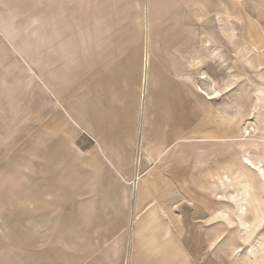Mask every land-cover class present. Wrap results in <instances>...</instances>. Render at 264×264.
<instances>
[{
    "label": "rangeland",
    "instance_id": "1",
    "mask_svg": "<svg viewBox=\"0 0 264 264\" xmlns=\"http://www.w3.org/2000/svg\"><path fill=\"white\" fill-rule=\"evenodd\" d=\"M145 50L218 95L133 194L136 147L75 135L74 95ZM263 171L264 0H0V264H264Z\"/></svg>",
    "mask_w": 264,
    "mask_h": 264
},
{
    "label": "crops",
    "instance_id": "2",
    "mask_svg": "<svg viewBox=\"0 0 264 264\" xmlns=\"http://www.w3.org/2000/svg\"><path fill=\"white\" fill-rule=\"evenodd\" d=\"M125 59V55L112 58L99 71L96 80L91 79L88 85L84 81L79 83L77 88L80 91L74 95L73 123L75 135H86L102 152L114 149L131 151L136 147L133 183L135 174L137 178L135 188H131L135 191L139 182L138 167L143 144L154 143L161 138H165L164 142L167 143L178 141L182 134L195 126V96L198 100L209 98L195 92L182 80L184 77L169 71L161 54L153 55L148 62V52L145 50L144 59L148 68L140 77L139 71L127 70ZM139 78H142V83ZM160 128L163 129L162 133ZM68 146L71 149V143ZM137 198H141V195L138 194ZM41 221L32 217L27 222L30 223L31 239L35 242L43 236L40 232Z\"/></svg>",
    "mask_w": 264,
    "mask_h": 264
},
{
    "label": "bare ground",
    "instance_id": "3",
    "mask_svg": "<svg viewBox=\"0 0 264 264\" xmlns=\"http://www.w3.org/2000/svg\"><path fill=\"white\" fill-rule=\"evenodd\" d=\"M144 63H145V65H146V59H144ZM205 91V90H204ZM208 93V91L206 92V94ZM218 95V93L216 92V91H213V92H211V93H209L208 95H207V98H209V99H211V98H214V97H216ZM139 155V154H138ZM247 160L248 161H250L248 158H247ZM246 161V160H245ZM250 162H252V161H250ZM253 164V163H252ZM136 171H137V169H136ZM262 174L264 175V171L262 172ZM136 178H137V176H136V174H135V181H134V186H135V182H136Z\"/></svg>",
    "mask_w": 264,
    "mask_h": 264
}]
</instances>
